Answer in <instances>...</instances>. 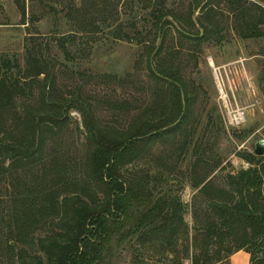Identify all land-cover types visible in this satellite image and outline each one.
<instances>
[{
	"label": "trees",
	"instance_id": "trees-1",
	"mask_svg": "<svg viewBox=\"0 0 264 264\" xmlns=\"http://www.w3.org/2000/svg\"><path fill=\"white\" fill-rule=\"evenodd\" d=\"M190 1L188 21L177 34L195 47L215 34L217 10L223 4L240 27L248 29L245 38H253L257 25H264V8L247 9L246 0ZM14 3L24 25L25 0ZM163 3L160 0L159 11L153 8L150 13L156 27L152 42L159 40L160 47L170 25L167 15L160 14ZM197 9L201 19L193 21ZM160 47L147 45L145 53L148 76L156 82L154 107L132 114L124 102L104 103L111 113L126 115L124 130L100 122L92 99L65 96L53 70L45 69L33 50L26 51L24 69L16 59L0 54V188L8 192L2 195L0 190V253L6 261L111 264L118 248L173 249L187 231L186 205L157 187L176 167L168 168L164 160L177 154L180 162L186 144L172 148L176 152L162 148L159 158L155 147L180 133L191 102L177 70L156 65ZM59 48L67 54L65 44ZM34 85L37 97L21 101ZM71 110L81 117L85 140L84 157L75 164L66 155L45 156L47 136L65 125ZM238 156L248 169L227 175L226 190L207 179L193 186L206 205V216L201 223V263L193 257L192 264L220 263L240 251L248 255V264H264V158ZM153 161L162 167L155 168Z\"/></svg>",
	"mask_w": 264,
	"mask_h": 264
},
{
	"label": "rangeland",
	"instance_id": "rangeland-1",
	"mask_svg": "<svg viewBox=\"0 0 264 264\" xmlns=\"http://www.w3.org/2000/svg\"><path fill=\"white\" fill-rule=\"evenodd\" d=\"M161 1L160 14L167 15L170 25L160 47L159 40L152 42L156 27L150 15L153 8L159 11L160 0H25L24 25L14 0H0V54L16 59L24 69L26 51L33 50L45 69L53 70L65 96L94 101L100 122L121 130L127 125L126 115L111 113L105 102H124L132 114L144 106L154 107L157 89L146 70L147 45L160 47L156 65L176 69L186 85L191 99L186 125L175 138L157 144L154 154L159 158L162 148L176 152L172 148L186 144L180 162H176L177 154L164 160L168 168L176 167L157 187L186 205L183 221L187 231L173 249L155 245L142 252L137 245L118 248L111 264H192L193 257L201 263L206 205L193 186L207 179L226 190L227 175L248 169L238 155L252 154L254 144L264 140V25H257L253 38H245L248 29L240 27L223 4L217 10L215 34L195 47L177 34L188 21L191 1ZM246 1L247 9L251 5L264 8V0ZM198 19L200 9L192 16L193 21ZM60 43L65 44L67 54ZM33 88L21 95V101L37 97L38 88ZM235 115L242 122H234ZM84 142L81 117L71 110L65 125L47 136L45 156L66 155L78 163L85 154ZM152 166L162 167L156 161ZM1 194L8 192L2 189ZM0 258L1 264H11L3 253ZM248 258L240 251L216 264H248Z\"/></svg>",
	"mask_w": 264,
	"mask_h": 264
},
{
	"label": "water",
	"instance_id": "water-1",
	"mask_svg": "<svg viewBox=\"0 0 264 264\" xmlns=\"http://www.w3.org/2000/svg\"><path fill=\"white\" fill-rule=\"evenodd\" d=\"M252 154L256 157H264V140H260L254 144Z\"/></svg>",
	"mask_w": 264,
	"mask_h": 264
},
{
	"label": "bare ground",
	"instance_id": "bare-ground-1",
	"mask_svg": "<svg viewBox=\"0 0 264 264\" xmlns=\"http://www.w3.org/2000/svg\"><path fill=\"white\" fill-rule=\"evenodd\" d=\"M235 119H236V121L239 123V115H237L236 117H235ZM241 120V122H242V119H240Z\"/></svg>",
	"mask_w": 264,
	"mask_h": 264
},
{
	"label": "built area",
	"instance_id": "built-area-1",
	"mask_svg": "<svg viewBox=\"0 0 264 264\" xmlns=\"http://www.w3.org/2000/svg\"><path fill=\"white\" fill-rule=\"evenodd\" d=\"M236 116H237V115L234 116V122H235V117H236ZM239 121H240V115H239Z\"/></svg>",
	"mask_w": 264,
	"mask_h": 264
}]
</instances>
